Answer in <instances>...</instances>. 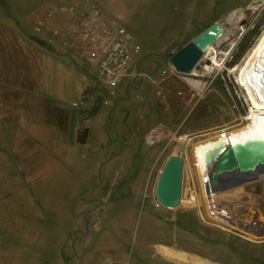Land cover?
<instances>
[{"label":"crops","instance_id":"crops-1","mask_svg":"<svg viewBox=\"0 0 264 264\" xmlns=\"http://www.w3.org/2000/svg\"><path fill=\"white\" fill-rule=\"evenodd\" d=\"M168 1L38 0L31 6L22 0L17 8H0V264H125V237L134 230L154 242L139 239L141 249L133 264H264V254L254 259L237 252L223 240L221 231L206 226L201 217L147 210L138 219L139 202L130 199L126 185L117 182L121 176L135 174L129 159L132 152L138 153L141 144L151 147L166 138L146 142L151 130L173 131L177 124L172 97L174 79L180 76L167 60L146 57L142 44L146 45L148 35L132 36L141 49L134 66L150 78L126 79L112 90L86 75L72 54L60 51L61 39L79 24L77 15L59 10L61 6L78 2L84 9L93 4L126 31L147 32L152 30L147 27L166 22L163 13ZM247 1L253 0H233V9ZM186 15L161 37L171 38L173 45L182 42L181 32L190 25ZM37 26L39 34L34 30ZM162 38L147 46L164 47ZM186 85L193 88L176 92L183 112L188 103L199 105L205 94L198 96V82L186 81ZM75 100L88 106L74 109ZM158 111L164 115L156 126ZM232 129L226 135L215 136L227 131L219 130L195 142H180L182 157L193 149L190 161L197 191L214 183V178L208 182L210 175H223L234 154L264 140L248 126ZM220 142L224 145L214 146L206 164L199 165L200 147ZM228 148L233 151L224 152ZM155 151L149 169L156 163ZM247 180L258 186L256 193H264V173ZM230 203L233 232L263 242L264 230L244 229L255 221L264 225V218H255L245 201L233 198ZM204 205L210 213L213 204ZM213 215L207 216L208 221L219 223ZM243 225V231H236ZM97 232L101 248L84 251L87 236Z\"/></svg>","mask_w":264,"mask_h":264},{"label":"rangeland","instance_id":"rangeland-1","mask_svg":"<svg viewBox=\"0 0 264 264\" xmlns=\"http://www.w3.org/2000/svg\"><path fill=\"white\" fill-rule=\"evenodd\" d=\"M37 1L38 0H26L28 5L31 6L34 3H37ZM21 3L22 0H0V8L4 11L9 9L11 10L13 8L19 7ZM167 5L166 15L163 13L166 19L164 24L157 23L149 27L147 26L150 23L144 25L143 29L146 27H152V30L149 29L147 32H145V30H142V32H132L129 30V32L137 38H139L138 36L142 37L143 35H148L149 40L146 39V45L141 43L144 50L148 51L146 57L152 55V57L155 59V62L158 60L161 61V59L167 60L168 62L169 57L174 52L179 50L183 45H185L188 41L209 27L211 24L218 22L224 27L226 33L215 44V50L218 53L221 52L217 56L219 59L222 58L223 67L229 72L227 73L226 70L221 68L220 70L212 71L210 74H204L201 69H198V67L190 74H179L180 77L174 79L175 82L173 84V91L175 92V96H173L172 99L174 101V122L177 124L173 127V130L178 128L177 125L180 124V130L183 132V135L174 139L166 137L161 142H154V145L152 144L151 147L141 144L140 151L138 153L136 151L135 153L132 152L129 157L132 163L131 166H133L132 172L134 171L135 174L126 175L123 178L121 176L117 181L123 186L126 185L125 187L128 189L127 191H129L130 199L139 202V205L136 209L138 219L140 217L144 218L147 215V210L161 211L154 209L152 206V202L155 199L154 187L158 176L157 172L158 170L160 171V167L165 162L167 157L176 155L175 149L176 146L180 144V142H185L187 139L195 142L197 140L203 139L206 134L219 130L227 131L217 133L215 136L226 135L227 133L231 132L229 129L241 126H248V128H253V130L258 131V134L264 135V116H251V118L246 116V107L241 94L245 100H247L248 97H246V92L244 94V87H241V84L236 82L234 74L232 73L235 65L241 62L242 58L252 47L257 36L264 29V0L243 2L241 7H237L235 9H233V0H169ZM186 14H188L190 25L187 31L181 32V34H183L182 42L173 45L171 43V38L163 39L161 36H165L164 34L168 35V30L171 29L172 25L177 21V19L186 18ZM186 29V25L185 27L183 26V30ZM152 31L154 34H151ZM156 38H162L165 40L163 42L165 46L159 48H150L147 46V43L149 42L153 45ZM232 40H235L236 44L229 51L227 47ZM226 49V56L222 57L221 54ZM203 60L204 59L201 57L198 66H202ZM206 60L207 59L204 61ZM141 69L144 70L143 68ZM145 70H147V68H145ZM211 70H213V68ZM186 81L187 83L189 81L193 83L203 81L206 84V88L204 92L205 94L203 96L204 98L200 104L195 106L194 101L193 103H188L189 105L187 104L185 106L186 110L183 112L180 111V96L178 97L176 92L183 90L188 92V90L193 88V86H187ZM154 105L155 107L157 106L156 103H154ZM259 113L261 114L263 112L261 111ZM163 115L164 114L162 112L158 111L157 122L155 123L156 126L160 125L161 117ZM223 122L226 123L222 124ZM208 137L209 139L212 138V136ZM154 151L156 152L157 160L156 163L152 165L151 169H149L151 157L154 155ZM192 151L193 149L191 150L190 155H193ZM232 151L233 150L228 148L224 152L231 153ZM190 155L187 152V154H185L183 157V200L177 208L169 210L164 209V211H170L179 215L201 217L204 220L206 226L213 227L221 231L223 240L228 244H231L237 252L248 253L251 254L252 258L254 259H261L264 254V241H250L241 237L238 233L233 232V206L230 203L233 198L229 196V192L225 187H221V185L224 184L223 175L219 176L217 173L210 175L207 177V180L208 182H211L210 179L214 178V183H210L211 185L209 184V186H207L204 191H197V183L193 175V166L190 161ZM135 185L136 187L133 188ZM137 187L140 191L137 190ZM94 194L95 193H93L92 197L95 196ZM255 195L264 201V193L259 192L255 193ZM191 196H194L191 198L192 201L190 200ZM94 200H97V198L95 197ZM190 201L193 204L190 203ZM97 202L102 201L97 200ZM205 203L209 204L210 206L213 204L212 210H215L216 215H213V217H219V223L215 221L211 223L208 221V206H205ZM93 204L98 206V203L93 202ZM215 205L217 206L216 208ZM99 206H101V203ZM252 214L255 218H259L260 216L264 218V207L259 206V209L253 211ZM99 226L101 227V225ZM246 227L248 228L244 229ZM246 227L245 225L240 226L236 231H243L244 229V231L248 230L262 232L264 230V225L256 221L253 224H247ZM90 236V234L87 236L86 242L83 245L84 251L92 252V250H94L96 247V249H100V232L94 233L91 236V239ZM143 238L148 243L154 242V238L143 237L140 232L136 234V230H134L133 233L131 231L130 234L126 235L124 247L126 248L125 250L127 258L125 260V264H133L138 251L141 249L139 239ZM96 242L97 245L94 246V243Z\"/></svg>","mask_w":264,"mask_h":264},{"label":"built area","instance_id":"built-area-1","mask_svg":"<svg viewBox=\"0 0 264 264\" xmlns=\"http://www.w3.org/2000/svg\"><path fill=\"white\" fill-rule=\"evenodd\" d=\"M78 4L77 2L59 8L65 13L76 14L79 23L66 38L61 39V53L63 55L72 54L76 65L86 75L94 77L110 90L126 79H149L146 73L134 66V57L139 55L141 49L132 34L120 26L114 18L104 14L96 5L87 3L86 8L79 9L81 5ZM34 30L39 34L41 27L37 26ZM54 34L57 33L54 32ZM198 67L204 73L203 63ZM198 83L200 86L198 96H202L206 84L203 81ZM71 105L81 109L84 105L88 106V103L75 100ZM162 135L174 139L181 137L183 132L179 127L173 131L153 129L147 135L146 142L152 143ZM152 206L156 210H164L156 199L153 200Z\"/></svg>","mask_w":264,"mask_h":264},{"label":"water","instance_id":"water-1","mask_svg":"<svg viewBox=\"0 0 264 264\" xmlns=\"http://www.w3.org/2000/svg\"><path fill=\"white\" fill-rule=\"evenodd\" d=\"M224 27L214 22L201 31L168 59V63L179 74H190L198 68L201 57L211 55V47L224 35ZM209 66L206 60L203 69ZM232 80V79H231ZM233 82V80H232ZM184 147L177 146L176 155L167 157L163 163L154 187V196L164 209L177 208L181 203ZM264 173V140L250 145L245 150L233 155L227 168L223 171V180L229 196L236 202L245 201L252 212L259 209L264 201L255 196L258 186L247 180Z\"/></svg>","mask_w":264,"mask_h":264},{"label":"bare ground","instance_id":"bare-ground-1","mask_svg":"<svg viewBox=\"0 0 264 264\" xmlns=\"http://www.w3.org/2000/svg\"><path fill=\"white\" fill-rule=\"evenodd\" d=\"M236 42L232 40L229 43L227 49L230 51ZM227 49L221 54L222 57L226 56ZM221 53V52H220ZM218 53L215 50V45L211 47V55L204 56L203 59H207L209 62V66L204 70V74H208L214 70H220L223 68L224 70L229 72L226 68L223 67V60L222 58H218ZM203 60V61H204ZM213 68V70H211ZM234 74V78L237 83L241 84V87H244V94L246 92L247 100L242 96L243 102L246 107V116H264V29L260 32L257 36L256 40L254 41L252 47L248 51V53L242 58L239 64H236L232 70ZM248 101V103H247ZM263 113H259V112ZM224 145V142L220 143H208L202 145L200 150L196 153L197 163L201 166L206 164L209 151L214 148V146ZM193 196L190 197V199ZM192 201V200H191ZM195 201V200H194ZM193 201V202H194ZM208 216L213 215V211H209Z\"/></svg>","mask_w":264,"mask_h":264},{"label":"snow or ice","instance_id":"snow-or-ice-1","mask_svg":"<svg viewBox=\"0 0 264 264\" xmlns=\"http://www.w3.org/2000/svg\"><path fill=\"white\" fill-rule=\"evenodd\" d=\"M262 139H264V137H262Z\"/></svg>","mask_w":264,"mask_h":264}]
</instances>
